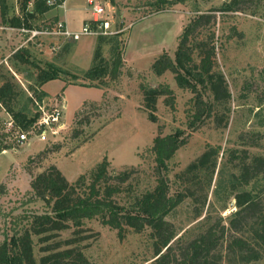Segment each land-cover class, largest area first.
<instances>
[{
	"label": "rangeland",
	"instance_id": "obj_1",
	"mask_svg": "<svg viewBox=\"0 0 264 264\" xmlns=\"http://www.w3.org/2000/svg\"><path fill=\"white\" fill-rule=\"evenodd\" d=\"M98 1L102 3L110 25L107 35L117 41L123 62L121 75L115 82L107 83L109 88L106 90L95 86L98 84L87 86L82 78L92 63L95 35L82 36L76 42L63 38H42L37 42L40 48L36 45L27 47L30 63L18 65L10 57L25 45L24 39L14 31L17 27L0 22V75L12 77L23 91L18 107L28 115H34L36 108L31 97L37 98L41 91L45 94L44 100L64 95L66 101L65 127L57 137L47 142L31 140L29 145L32 150L29 153L32 154L28 157L22 155L9 167L6 158L11 156L12 150L0 155V174H3L0 178V243L26 226L24 217L44 210L43 202H28V168H33L35 175L54 165L67 181L74 182L103 159L109 162V170L114 173L134 167L136 170L122 194L127 199L155 186L149 148L158 134V128L163 136L182 129L186 143L169 162L171 193L179 190L174 184L175 175L197 158L207 145L221 147L202 216L194 218L193 205L188 199L168 216L178 236H190L195 233L197 223L205 217L209 203L213 207V217L220 216L224 222L235 209L234 201L226 202L223 194L231 171L224 165L228 151L245 148L250 154L264 155V0L250 5L246 12L222 14L218 9L229 0H185L158 13L152 12L162 0ZM10 2L13 7L9 16L25 18L21 12V0ZM212 11L216 17L215 24L211 26L215 34L216 68L226 78L231 93L229 121L225 128H216L212 119H203L197 128L191 130L186 124V111L191 109L193 95L179 89L171 73L156 76L150 71V66L163 52L173 58L176 39L183 27L195 15ZM89 18L86 0H67L64 8L50 9L43 16L34 14L26 17L32 26L54 24L65 19L68 29L74 32L80 31ZM51 47H55L56 51L51 52ZM110 47L103 46L104 59L110 58ZM49 64L55 65L61 72L56 81L46 83L44 91L42 86L34 84L35 67L46 68ZM57 81L66 85L63 93ZM141 84L153 87L169 85L175 94L174 112L163 105V98H159L155 113L158 122L148 120L139 89ZM5 118L6 113L0 108V128ZM241 136L247 143L255 142V147L243 146L242 140H239ZM55 143L60 145L58 151L47 153L41 161L36 159L28 163L30 157L35 158L46 148L50 151ZM18 166L26 169V175L19 172ZM203 188V184L197 186V197L202 196ZM224 204L226 210L221 209ZM85 227L97 234L85 248L90 264H151L153 250L149 230L135 233L126 228L123 237L119 238L116 230L103 226L98 218L86 220ZM70 234L71 230H65L60 237L66 239ZM36 241L37 238H34L33 251L38 260L41 253ZM250 264H264V260Z\"/></svg>",
	"mask_w": 264,
	"mask_h": 264
},
{
	"label": "trees",
	"instance_id": "obj_2",
	"mask_svg": "<svg viewBox=\"0 0 264 264\" xmlns=\"http://www.w3.org/2000/svg\"><path fill=\"white\" fill-rule=\"evenodd\" d=\"M10 1L0 0L2 25L33 27L26 17L34 14L43 16L50 10L42 0H21V12L25 18H17L9 16L13 7ZM260 1L229 0L218 11L221 14L246 12L250 5ZM183 2L185 0L159 1L152 13ZM213 12L199 13L191 18L177 36L174 57L163 52L150 66V71L156 76L171 73L176 86L193 95L191 109L186 111V124L191 130L197 128L203 119H212L216 128H225L229 121L231 93L226 78L216 68L215 34L211 29L216 19ZM95 37L92 63L82 78L87 86L98 84L95 86L106 90L109 88L107 83L115 82L122 73L121 52L114 37L107 34ZM104 45L111 46L109 59L103 57ZM29 56L28 49H20L10 58L21 65L30 63ZM35 69L34 84L37 86L57 80L61 72L51 64L46 68L36 66ZM0 78V108L22 130L28 129L36 120V115L30 116L18 107L23 91L12 77L0 75ZM139 89L143 108L151 122H158L155 113L159 98H163V105L174 112L175 94L169 85L153 87L141 84ZM43 97L45 94L41 91L38 98ZM160 131L158 128V134L149 148L155 186L127 199L122 194L136 170L134 167L114 173L109 170V162L103 159L74 182L67 181L54 165L35 175L33 168L25 169L30 175L28 202L41 201L44 210L24 217L26 226L0 243V264H90L85 248L97 234L85 227V221L95 218L103 226L116 230L119 238L123 237L126 228L135 233L149 230L153 250L151 264H250L264 260V155L250 154L245 148L230 149L224 165L231 171L223 194L226 202L234 201L235 209L224 222L220 216L213 217V207L209 203L205 217L195 227V233L178 236L168 216L186 199L193 205L194 218L202 216L221 147L207 145L197 158L175 175L174 184L179 190L171 193L169 162L185 145L186 138L182 129L164 136ZM239 140L246 148L256 145L253 141H243L242 136ZM59 149L60 145L55 143L50 151L46 148L35 158L30 157L28 163L36 159L41 161L47 153ZM201 184L204 186L203 194L197 197L196 188ZM226 208V204L221 207L222 210ZM65 230H71V234L61 239L60 233ZM34 238H37L36 244L41 253L38 260L33 251Z\"/></svg>",
	"mask_w": 264,
	"mask_h": 264
},
{
	"label": "built area",
	"instance_id": "obj_3",
	"mask_svg": "<svg viewBox=\"0 0 264 264\" xmlns=\"http://www.w3.org/2000/svg\"><path fill=\"white\" fill-rule=\"evenodd\" d=\"M50 9L64 8L67 0H42ZM86 7L90 13L88 21L84 22L81 30L78 32L70 31L64 20H59L54 24H44L40 27L21 26L14 29L23 37L25 45L20 46L14 52L20 49H27L28 45L37 44L42 38H63L71 41H78L82 36L109 34V22L105 18V9L98 0H86ZM41 46V45H40ZM40 48V47H39ZM55 52V47L50 48ZM35 106L36 120L26 130H22L16 125L14 120L6 114V118L1 123L0 128V155L6 153L9 149L15 150L20 146L28 144L31 140L38 142H47L58 136L59 132L65 127L64 113L66 110V101L64 97L44 100L43 98L31 97Z\"/></svg>",
	"mask_w": 264,
	"mask_h": 264
},
{
	"label": "crops",
	"instance_id": "obj_4",
	"mask_svg": "<svg viewBox=\"0 0 264 264\" xmlns=\"http://www.w3.org/2000/svg\"><path fill=\"white\" fill-rule=\"evenodd\" d=\"M64 21H65V19H63ZM66 22V21H65ZM67 24V23H66ZM54 81H56V80H54ZM58 83H60V87H62L61 88V92L63 93V88H65V84L63 83V82H61V81H57ZM48 84V83H47ZM45 86H46V84H44L43 86H42V89L45 91ZM59 87V86H58ZM57 87V89H59ZM69 87V86H68ZM63 97H64V95H63ZM65 99V98H64ZM31 150H32V147L29 145V143L28 144H25V145H23V146H20V147H18L17 149H15V150H12V152L10 153L11 154V156L9 157V158H6V162H7V167H9V165L10 164H13V162L15 163V162H17L18 161V159H19V157H21L22 155H25V157H28L29 155H31L32 153H29V152H31ZM11 151V150H10ZM7 153V152H6ZM5 154V153H4ZM1 155H3V154H1ZM18 169H19V172L22 174V175H26V172H25V170L24 169H22V166H18L17 167ZM4 173L5 174H7L5 171H4ZM1 176H0V178L2 179V175L3 174H0ZM29 182V181H28ZM27 182V183H28Z\"/></svg>",
	"mask_w": 264,
	"mask_h": 264
}]
</instances>
